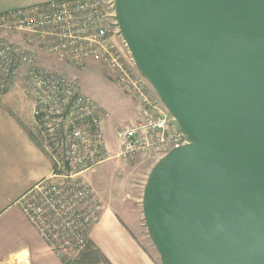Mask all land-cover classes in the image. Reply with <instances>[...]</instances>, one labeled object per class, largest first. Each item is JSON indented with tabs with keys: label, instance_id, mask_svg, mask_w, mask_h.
Instances as JSON below:
<instances>
[{
	"label": "water",
	"instance_id": "water-1",
	"mask_svg": "<svg viewBox=\"0 0 264 264\" xmlns=\"http://www.w3.org/2000/svg\"><path fill=\"white\" fill-rule=\"evenodd\" d=\"M136 64L191 144L151 175L165 264H264V0H117Z\"/></svg>",
	"mask_w": 264,
	"mask_h": 264
},
{
	"label": "built area",
	"instance_id": "built-area-1",
	"mask_svg": "<svg viewBox=\"0 0 264 264\" xmlns=\"http://www.w3.org/2000/svg\"><path fill=\"white\" fill-rule=\"evenodd\" d=\"M6 18L31 37L26 49L0 41V91L25 65L24 87L34 97L35 123L50 143L46 148L54 162L51 175L18 204L49 249L68 262L87 246L104 210L88 175L110 158L102 128L105 112L72 82L38 67L39 50L78 68H86L89 60L105 64L144 108L145 119L117 133L118 156L143 155L160 162L193 138L176 125L179 121L138 68L120 26L117 0H52L11 10Z\"/></svg>",
	"mask_w": 264,
	"mask_h": 264
},
{
	"label": "crops",
	"instance_id": "crops-1",
	"mask_svg": "<svg viewBox=\"0 0 264 264\" xmlns=\"http://www.w3.org/2000/svg\"><path fill=\"white\" fill-rule=\"evenodd\" d=\"M50 1L0 0V15ZM105 82L121 100L124 115L110 119L111 109L86 87L85 93L104 109L102 128L110 155L88 175L104 203L101 219L93 227L89 241L111 264H164L159 250L148 252L142 246L132 216L118 202L122 195L117 193V168L127 161L118 156L121 146L117 144V133L145 119L146 112L116 83ZM37 133L34 103L22 85L0 91V264H64L18 204L24 194L54 170V162L38 141Z\"/></svg>",
	"mask_w": 264,
	"mask_h": 264
},
{
	"label": "rangeland",
	"instance_id": "rangeland-1",
	"mask_svg": "<svg viewBox=\"0 0 264 264\" xmlns=\"http://www.w3.org/2000/svg\"><path fill=\"white\" fill-rule=\"evenodd\" d=\"M30 37L29 33L20 31L13 27V25L9 23V20L6 18V13L0 15V41L14 46H21L26 49L28 48V40ZM35 62L38 67L51 69L54 73L60 75L66 80H69L78 88L79 91L85 92L87 87L89 92H91L100 101H103L111 109L112 113L110 119H117V117L124 115V108L121 100L105 82H114L118 85L116 79L105 64L96 60H89L84 62L86 68H78L62 62L55 57H51L45 54L42 50L37 52ZM25 70L26 66L22 65L17 72L10 75L7 79V88H10L15 84H21L29 99L33 101L34 97L29 94L26 91L27 89L24 87ZM125 92L133 96L129 92ZM37 131L38 141L47 151L46 147H49L50 143L38 128ZM117 144L120 147V141ZM62 154L63 153H60L61 158H63ZM122 158L126 159L127 164L117 168V193L122 195V198L119 196L120 199L118 202L122 209L132 216L133 227L140 243H142V246L148 252H151V250L158 252L157 246L150 235L145 219L144 196L147 183L155 168L161 161L157 162L155 159L148 158L143 155ZM62 262L64 264H111L107 258L90 243V241L76 258L71 259L68 262Z\"/></svg>",
	"mask_w": 264,
	"mask_h": 264
},
{
	"label": "trees",
	"instance_id": "trees-1",
	"mask_svg": "<svg viewBox=\"0 0 264 264\" xmlns=\"http://www.w3.org/2000/svg\"><path fill=\"white\" fill-rule=\"evenodd\" d=\"M156 168H157V167H156ZM156 168H155V169H156ZM154 171H155V170H154ZM152 174H153V173H152ZM146 188H147V186H146ZM145 192H146V191H145ZM145 219H146V217H145ZM146 222H147V220H146ZM150 235H151V234H150ZM163 259H164V258H163ZM164 262H165V260H164Z\"/></svg>",
	"mask_w": 264,
	"mask_h": 264
}]
</instances>
